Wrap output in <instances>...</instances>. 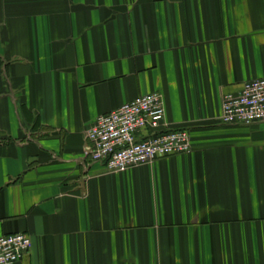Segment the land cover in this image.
<instances>
[{"label": "crops", "instance_id": "crops-1", "mask_svg": "<svg viewBox=\"0 0 264 264\" xmlns=\"http://www.w3.org/2000/svg\"><path fill=\"white\" fill-rule=\"evenodd\" d=\"M264 78V0H0V236L19 264H264V121L219 122ZM159 93L190 154L110 173L97 117Z\"/></svg>", "mask_w": 264, "mask_h": 264}, {"label": "built area", "instance_id": "built-area-1", "mask_svg": "<svg viewBox=\"0 0 264 264\" xmlns=\"http://www.w3.org/2000/svg\"><path fill=\"white\" fill-rule=\"evenodd\" d=\"M264 121V78L243 84L237 94L221 103L219 122L251 126ZM88 155L110 173L148 165L158 159L190 154L191 135L165 124V107L159 93H148L103 114L87 131ZM31 247L27 234L0 236V264H19Z\"/></svg>", "mask_w": 264, "mask_h": 264}]
</instances>
